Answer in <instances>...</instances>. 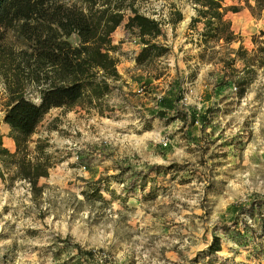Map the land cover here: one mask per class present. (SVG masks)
Masks as SVG:
<instances>
[{
	"label": "rangeland",
	"instance_id": "obj_1",
	"mask_svg": "<svg viewBox=\"0 0 264 264\" xmlns=\"http://www.w3.org/2000/svg\"><path fill=\"white\" fill-rule=\"evenodd\" d=\"M135 6L165 21L158 41L169 53L137 72L129 62L137 38L118 27L112 44L131 74L100 107L51 109L29 139L31 158L44 146L48 175L33 187L0 157V264H264V31L256 30L264 10L245 20L255 27L232 30L240 41L211 44L200 57L186 0ZM175 10L182 21L173 27ZM3 116L0 105L7 149ZM214 237L220 249L209 253Z\"/></svg>",
	"mask_w": 264,
	"mask_h": 264
},
{
	"label": "trees",
	"instance_id": "obj_2",
	"mask_svg": "<svg viewBox=\"0 0 264 264\" xmlns=\"http://www.w3.org/2000/svg\"><path fill=\"white\" fill-rule=\"evenodd\" d=\"M186 1L195 11L188 29L196 36L197 48H202L200 57L211 51V44L230 45L241 40L225 17L229 12L246 8L257 19L264 10V0H254L253 5L249 0H237L238 5L232 6L226 0ZM242 2L244 6H239ZM135 3L136 0H0V105L3 123L9 127V137L15 145V153H10L0 136V157L15 165L16 177L35 187L39 178L48 175L49 158L44 146L38 141L35 149L40 153L31 158L29 139L51 109L100 107L113 91L120 75L116 56L119 47L112 44L111 35L118 27L138 40L141 48L134 58L136 67L149 66L169 53V47L158 41L164 37L165 21L141 14ZM181 21V13L175 10L168 23L175 27ZM73 35L78 38L77 45L69 42ZM241 49L240 46L236 53ZM245 80L238 85L240 96L245 93ZM208 249L209 253L220 249L215 237Z\"/></svg>",
	"mask_w": 264,
	"mask_h": 264
},
{
	"label": "crops",
	"instance_id": "obj_3",
	"mask_svg": "<svg viewBox=\"0 0 264 264\" xmlns=\"http://www.w3.org/2000/svg\"><path fill=\"white\" fill-rule=\"evenodd\" d=\"M238 14H240V13H232V14H227L225 17H226V19H228V20H230V22H231V29L233 30L234 28L235 29H237V27L238 26H236V25H234V23H233V16L234 15H238ZM263 16H264V11H263ZM189 17L191 18L192 17V14L190 13V15H189ZM242 18L243 19H245V20H248V21H250L251 19H252V17H251V15H250V13H242ZM256 30H262V31H264V17H263V19H262V23H261V25L260 26H258L257 28H256ZM120 34H122V32L120 33ZM133 42H134V44H135V46H136V49H134L133 50V53H134V56L140 51V48L141 47H138V45H137V42H138V40L137 39H133L132 40ZM136 41V42H135ZM114 44H117V42H114V41H112ZM132 42V43H133ZM196 56H197V54H196ZM196 59H197V57H195ZM195 58H193L192 60V62H194V63H198V62H195L196 61V59ZM130 62V67L131 68H134V69H136L137 70V72H140V69L139 68H136V65L134 64L135 62H134V57L131 59V61H129ZM171 61L169 60L168 61V63H170ZM172 64H173V62H171ZM170 65V64H169ZM185 65L183 64V67H184ZM117 72H118V74L120 75V79L122 80H124L126 77H128V74L127 73H130L131 74V72L130 71H127V68H125L124 66H123V64H122V62L121 61H119L118 62V65H117ZM188 73V71H186V72H183V75L185 74H187ZM199 77H200V75H199ZM127 79V78H126ZM122 80V81H123ZM130 88V87H129ZM198 88V91H197V96H198V98L199 99H201V100H204V96H203V92H202V90H200L199 89V87H197ZM197 88H196V90H197ZM159 90H161L162 92L159 94V95H157V100H159V99H163V97H165L164 95H165V93L167 92L166 90H163V88H162V86H161V88H159ZM187 96L185 95V98H184V103H185V105H186V103H187V101H188V99L189 98H186ZM191 101V100H190ZM210 101H212V100H210ZM181 102V101H180ZM182 103V102H181ZM148 105H150V104H147V103H144V104H142V106H140L142 109H145ZM199 105V104H198ZM139 107V106H138ZM6 140L8 141V143H9V140H11V139H9V138H6ZM2 141H3V138H2ZM12 143H13V148L11 147V144L9 143L8 144V147L9 148H7V150L10 152V153H14V142L12 141Z\"/></svg>",
	"mask_w": 264,
	"mask_h": 264
},
{
	"label": "bare ground",
	"instance_id": "obj_4",
	"mask_svg": "<svg viewBox=\"0 0 264 264\" xmlns=\"http://www.w3.org/2000/svg\"><path fill=\"white\" fill-rule=\"evenodd\" d=\"M234 25H236V26H239V25H245V26H247L248 27V29L250 28V27H255V25L254 24H252V23H250V22H247V21H245V19H241V18H239V19H236V20H234ZM253 26H252V25ZM240 27V26H239ZM12 145H13V143H12V141L10 142Z\"/></svg>",
	"mask_w": 264,
	"mask_h": 264
},
{
	"label": "built area",
	"instance_id": "obj_5",
	"mask_svg": "<svg viewBox=\"0 0 264 264\" xmlns=\"http://www.w3.org/2000/svg\"><path fill=\"white\" fill-rule=\"evenodd\" d=\"M135 42H136V41H135ZM137 45H138V47H140V45L138 44V42H137ZM135 56H136V55H135ZM143 90H144V89H143L142 87L139 88L138 93H142ZM233 90L236 91V87H234ZM196 122L198 123V120H196ZM160 143L162 144L163 147H167V146H168V140H166V139H162V140L160 141Z\"/></svg>",
	"mask_w": 264,
	"mask_h": 264
},
{
	"label": "water",
	"instance_id": "obj_6",
	"mask_svg": "<svg viewBox=\"0 0 264 264\" xmlns=\"http://www.w3.org/2000/svg\"><path fill=\"white\" fill-rule=\"evenodd\" d=\"M37 101H38V100H37ZM37 101H36V102H37Z\"/></svg>",
	"mask_w": 264,
	"mask_h": 264
}]
</instances>
